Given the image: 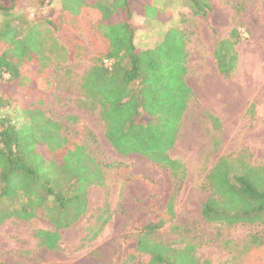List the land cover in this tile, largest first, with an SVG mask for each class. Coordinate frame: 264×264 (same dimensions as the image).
Segmentation results:
<instances>
[{
	"label": "trees",
	"instance_id": "16d2710c",
	"mask_svg": "<svg viewBox=\"0 0 264 264\" xmlns=\"http://www.w3.org/2000/svg\"><path fill=\"white\" fill-rule=\"evenodd\" d=\"M53 1L30 0L39 7ZM58 1L62 12L68 10L74 15L79 10L72 13L67 0ZM87 1L70 0L76 6L85 4L97 12L91 38L93 61L80 80L79 105L99 116L106 141L120 157L146 160L147 164L166 171L173 185V195L156 221L144 226L141 234L131 241L132 246L122 250L113 264H136L139 256L145 258L144 264H209L195 257L192 244L174 248L154 238L174 218L175 196L187 172L180 160L169 155L185 111L195 101L185 81L187 38L182 31L170 29L153 48L138 49L130 6V1L135 5L137 0H92L89 5ZM185 1L197 16L206 18L212 12L208 0ZM18 6V0H0V83L13 84L18 90L16 95H0V226L12 220L30 222L38 212L47 209L53 213L49 218L53 228L67 229L87 212V190L104 185V172L88 153L84 138L93 140L89 130L81 128L79 135L84 138H72L61 122L46 115L42 97L30 99L35 90V76L45 73L49 56L46 36L37 28L40 24L22 27L26 22L17 13ZM141 9L143 16L156 19L158 11L152 6L143 3ZM119 12L125 16L114 20ZM232 20L236 23L234 16ZM71 22L76 23L74 19ZM45 24L60 33L57 23ZM65 25L64 22L62 26ZM240 41L241 33L233 27L226 37L214 43L215 71L223 80L235 76L236 46ZM60 43L54 42V46L68 58L81 56L79 42ZM19 100L21 104L22 100L25 102L15 114L13 105ZM252 108L253 105L249 106V113ZM206 117L214 131L220 130L215 116L207 113ZM64 121L75 118L66 117ZM218 139L213 142L211 153L217 151ZM226 158L228 166L219 170L218 165ZM238 159L244 160L240 155L220 157L218 160L222 161L208 173L205 187L208 186L211 197L201 213L205 221L225 229L248 225L245 243L237 246L225 241L223 247L237 246L245 264H264V243L258 229L264 223V166L257 169L241 162L239 165ZM125 165L108 167L125 168ZM127 174L138 177L137 173ZM234 199H239V203ZM52 232L40 229L34 232L40 247L60 249V235Z\"/></svg>",
	"mask_w": 264,
	"mask_h": 264
},
{
	"label": "rangeland",
	"instance_id": "374dc122",
	"mask_svg": "<svg viewBox=\"0 0 264 264\" xmlns=\"http://www.w3.org/2000/svg\"><path fill=\"white\" fill-rule=\"evenodd\" d=\"M208 1L212 12L206 18L195 15L185 0H137L135 5L130 1L131 25L138 49L153 48L170 29L185 34V81L195 95V101L189 104L180 123L177 141L169 151L172 158L185 165L186 178L175 196L174 218L154 238L174 248L192 244L195 257L201 263L245 264L237 246L247 240L249 226L225 229L205 221L201 210L211 197V191L205 187L206 176L222 161L218 160L220 157L240 155L244 160H236L239 165L241 162L257 169L264 166V0ZM18 2L17 13L26 22L22 27L29 23L40 24L37 28L46 36L49 56L45 73L35 76V90L30 99L42 97L46 115L61 122L72 138L80 137L81 128L89 130L93 140L80 139L86 140L88 153L101 166L104 185L88 188L87 212L67 229L58 227L56 231L49 219L53 213L47 209L38 212L30 222L12 220L2 224L0 264H113L122 250L132 246L131 241L141 234L143 227L159 217L173 195L172 181L166 171L147 164L140 157H120L106 141L99 116L79 105L80 80L93 61L91 38L97 12L86 8L85 4L76 6L70 0H67L69 10L73 13L79 8L78 14L62 12L58 0L42 7L33 5L30 0ZM87 2L89 5L93 1ZM143 3L158 11L156 19L141 14ZM122 16L125 14L119 12L114 20ZM72 19L76 23L71 22ZM45 22L60 25V33L51 31ZM64 22L67 25L62 26ZM233 27L239 29L241 41L236 46L235 76L226 81L216 74L213 48L215 41L226 37ZM54 42L72 45L79 42L82 54L72 60L56 48ZM17 92L15 85L0 83V95H16ZM21 102L13 105L15 114L25 100ZM207 113L219 120L220 130H213ZM66 117H73L75 121L65 122ZM216 137L220 142L217 151L211 153ZM227 160L218 165L219 170L221 166H228ZM110 164L126 165L112 168L108 167ZM127 172L137 173L138 177ZM234 202L239 203V199ZM39 229L59 233L60 249L40 247L34 237ZM258 229L264 243V223ZM225 241L237 246L225 248ZM144 261L145 258L139 256L136 264H144Z\"/></svg>",
	"mask_w": 264,
	"mask_h": 264
},
{
	"label": "bare ground",
	"instance_id": "6f19581e",
	"mask_svg": "<svg viewBox=\"0 0 264 264\" xmlns=\"http://www.w3.org/2000/svg\"><path fill=\"white\" fill-rule=\"evenodd\" d=\"M237 92V91H236Z\"/></svg>",
	"mask_w": 264,
	"mask_h": 264
}]
</instances>
